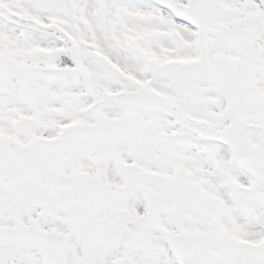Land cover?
Here are the masks:
<instances>
[{"label":"snow or ice","instance_id":"snow-or-ice-1","mask_svg":"<svg viewBox=\"0 0 264 264\" xmlns=\"http://www.w3.org/2000/svg\"><path fill=\"white\" fill-rule=\"evenodd\" d=\"M0 264H264V0H0Z\"/></svg>","mask_w":264,"mask_h":264}]
</instances>
